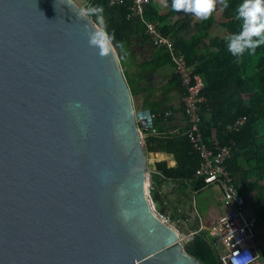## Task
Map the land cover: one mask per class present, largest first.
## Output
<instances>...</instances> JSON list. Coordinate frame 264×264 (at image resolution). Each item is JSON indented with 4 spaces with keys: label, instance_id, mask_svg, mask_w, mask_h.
Instances as JSON below:
<instances>
[{
    "label": "water",
    "instance_id": "95a60500",
    "mask_svg": "<svg viewBox=\"0 0 264 264\" xmlns=\"http://www.w3.org/2000/svg\"><path fill=\"white\" fill-rule=\"evenodd\" d=\"M151 127L85 6L0 0V264H203L148 199Z\"/></svg>",
    "mask_w": 264,
    "mask_h": 264
},
{
    "label": "trees",
    "instance_id": "16d2710c",
    "mask_svg": "<svg viewBox=\"0 0 264 264\" xmlns=\"http://www.w3.org/2000/svg\"><path fill=\"white\" fill-rule=\"evenodd\" d=\"M130 5L131 0L121 5H113L111 0H86L84 5L95 23L106 31L118 56L122 45L136 38L148 39L143 21L131 14ZM200 8L207 16L198 24L200 33L192 40L182 38L183 25L169 24L167 16L157 12L153 1L146 6L145 17L158 21L164 34L176 39L178 49L185 52L188 62L195 66V73L204 78L205 100L200 105L204 140L215 150L232 141L236 143L238 149L226 163L228 180L244 196L247 207L260 223H264V0H200ZM215 23L225 28L226 37L213 38L215 51L202 54L201 51L209 48L204 38L209 36ZM164 56L169 60L167 53ZM123 65L135 95L138 90ZM178 82L182 86L180 78ZM147 105L154 115L153 127L163 134L172 117H163L169 109H163L157 100ZM241 117L247 120L234 131L233 125ZM143 130L149 132L150 128ZM145 148L148 152L172 154L177 161L176 167L157 162L156 168L151 170L150 192L157 210L169 215L171 220L192 222L190 231L200 229L185 242L187 253L203 264H223L214 242L216 235L187 213L193 198L211 186L203 177H195L201 156L193 149L188 136L151 135L146 139ZM168 181L175 183L174 189L164 192L163 186ZM252 264L261 263L254 261Z\"/></svg>",
    "mask_w": 264,
    "mask_h": 264
},
{
    "label": "built area",
    "instance_id": "2783aa9c",
    "mask_svg": "<svg viewBox=\"0 0 264 264\" xmlns=\"http://www.w3.org/2000/svg\"><path fill=\"white\" fill-rule=\"evenodd\" d=\"M126 0H111L113 5L124 4ZM152 0H131V14L139 17L145 25V35L157 48L165 50L174 65L176 74L179 75L183 95V109L187 118V127L184 132L190 139L193 149L201 156V164L195 177H203L208 185H219L223 191L224 203L227 209L222 214V219L217 227L219 241L226 251V254L219 249L223 264H252L256 259V242L258 238L264 240L263 235L256 234V228L261 224L254 212L247 207L244 196L228 180L227 160L238 149L236 143L211 149L204 140L201 131L200 105L205 100L203 91L205 80L202 75L195 73V66L190 64L185 52L177 47L176 39L172 35H166L162 31L158 21H152L145 17L146 6ZM105 36L107 33L102 29ZM172 113L167 111L163 114L165 119L171 117ZM154 119V115L152 114ZM246 117L239 118L233 125V130L238 131L246 122ZM144 145L146 139L151 135H161L156 128L151 127L149 132L141 130ZM151 168L148 173V199L154 211L165 222L170 224L171 218L164 212L157 210L154 199L151 195ZM169 182V181H168ZM168 186V185H167ZM196 201V198H193ZM171 225V224H170ZM200 229L192 230L187 235H182L185 242H188L197 234Z\"/></svg>",
    "mask_w": 264,
    "mask_h": 264
},
{
    "label": "crops",
    "instance_id": "0c3cea01",
    "mask_svg": "<svg viewBox=\"0 0 264 264\" xmlns=\"http://www.w3.org/2000/svg\"><path fill=\"white\" fill-rule=\"evenodd\" d=\"M152 1L156 5L157 12L167 16L169 24L183 25L180 30L182 38L192 40L199 35L200 29L198 24L202 21L203 17L207 16L206 12L200 8V0ZM215 8H219V6H215ZM216 17L218 18L219 16L216 15ZM218 36L225 38L226 30L218 23H215L209 30V36L204 38L209 48L201 51L202 54L215 51V47L212 45V39ZM166 53L165 50L155 47L149 39L142 38L140 40L136 38L130 44L120 47L119 58L121 63H124L123 66L127 75L138 90L133 95L136 111L150 110V107L147 105L149 101L157 100L161 102L163 109H169L172 113V117L167 124V129L161 135H182L187 127V119L182 101L184 90L178 82L180 77L176 74L170 57L168 60L164 56ZM152 63L154 65L149 66ZM213 138L215 139V137ZM147 158L149 168L152 170L156 168L155 164L157 162H166L169 167L177 166L174 155L167 152L147 151ZM174 184L172 181L166 182L163 186V191L169 192L173 190ZM217 187L221 190L220 186L216 184L205 189L211 193L213 191L216 193V197L212 196L210 198L208 196L203 202L205 205L204 208L207 210L206 213L208 212L207 214L205 213V222L209 227H215V225L218 227L222 219V214L227 209L224 203L223 192L222 190L219 191ZM171 197V200H174V197ZM210 221H212L211 224ZM257 242H260L262 245L264 240L258 238Z\"/></svg>",
    "mask_w": 264,
    "mask_h": 264
},
{
    "label": "rangeland",
    "instance_id": "374dc122",
    "mask_svg": "<svg viewBox=\"0 0 264 264\" xmlns=\"http://www.w3.org/2000/svg\"><path fill=\"white\" fill-rule=\"evenodd\" d=\"M74 2L78 5V6H84L86 0H74ZM218 188V187H217ZM219 189V188H218ZM219 191H221L219 189ZM216 197V193L213 191L212 193L210 191L207 190H203L202 193L198 194L196 197V201H191V203L189 204V207L187 208V213L188 215L193 219V220H198L199 222L203 223V225L207 228L209 226H207L206 222H205V213L207 210H205L204 208V200L206 199V197ZM198 200V201H197ZM208 213V212H207ZM206 213V214H207ZM192 220V221H193ZM172 226H174L179 234H180V238H183L182 235H187L190 232V224L192 222L188 221H181V220H170L169 222ZM212 223V221H210V224ZM209 230H211L213 232V234L216 235L217 239L215 240L216 245H218L220 247V249L222 250L223 255L226 254L225 249L223 248V246H221L220 241H219V234H218V230H217V225H215V227L210 226ZM192 231V230H191ZM181 242L183 244H185L184 239H181ZM256 249V259L255 261L257 263H261L264 262V243L261 245L260 242L256 243L255 246Z\"/></svg>",
    "mask_w": 264,
    "mask_h": 264
}]
</instances>
